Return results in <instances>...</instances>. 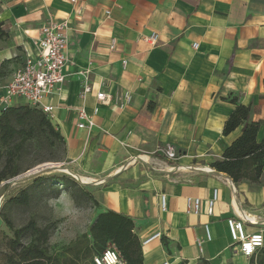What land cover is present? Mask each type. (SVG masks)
<instances>
[{
	"label": "crops",
	"instance_id": "1",
	"mask_svg": "<svg viewBox=\"0 0 264 264\" xmlns=\"http://www.w3.org/2000/svg\"><path fill=\"white\" fill-rule=\"evenodd\" d=\"M62 19L68 62L50 120L64 138L68 161L61 164L98 180L90 184L98 206L89 224L104 210L127 215L144 264H250L231 248L226 218L246 216L257 222L246 231L264 237V167L261 185H235L210 163L241 133L239 126L223 135L229 98L249 107L256 139L264 136V0H0L1 97L12 72L36 53L41 25ZM152 33L156 44L145 40ZM86 69L92 91L81 99L78 72ZM101 81L109 104H96ZM124 91L131 101L121 107L115 96ZM96 105L94 127L78 128L77 110L90 114ZM165 143L176 148V161L156 152ZM137 155L168 169L126 164ZM213 189L218 198L208 213ZM195 196L201 209L194 214L187 202ZM154 232L160 236L144 244Z\"/></svg>",
	"mask_w": 264,
	"mask_h": 264
},
{
	"label": "trees",
	"instance_id": "2",
	"mask_svg": "<svg viewBox=\"0 0 264 264\" xmlns=\"http://www.w3.org/2000/svg\"><path fill=\"white\" fill-rule=\"evenodd\" d=\"M228 101L234 105V108L224 122L223 135L233 132L239 126L241 133L226 145L221 157L211 161L210 166L229 176L235 185L241 182H247L253 186L261 185L264 167V136L260 141L256 139L259 122L250 120L247 105L234 98H229ZM26 142H39L38 150L42 148L41 144L50 150L59 146L65 150L63 136L41 109L26 103L8 105L1 109L0 146L5 148L7 157L0 170V181L11 180L20 175L18 169L13 166L17 160L16 153ZM51 160L58 159L52 157L47 159V161ZM38 161H45V159L41 157ZM29 169L31 168H27L23 173ZM67 177L62 175L61 179L70 181L77 186L78 193L85 196V200L92 207L98 206L97 199L89 191H84L78 182ZM42 179V177L36 179L33 183L40 185ZM54 179H57V176L49 177L47 180ZM76 195V192L70 194L77 204L78 196ZM30 200L31 197L26 187L17 195L11 196L0 207L1 220L12 231V238L9 242L11 251L6 256L8 264H95L93 256L99 255L109 244L115 248L125 264H144L141 240L136 232L134 233L132 220L127 215L113 210H104L92 219L88 225V233L82 236L84 243L74 247H65L59 253L51 252L48 247L51 230L49 225L41 226L35 220H29L27 224L14 228L9 218L3 214V209L6 206L11 204L27 206ZM182 264L187 263L182 262ZM195 264L211 263L205 258H200ZM250 264H264V246L257 250V253L251 258Z\"/></svg>",
	"mask_w": 264,
	"mask_h": 264
},
{
	"label": "built area",
	"instance_id": "3",
	"mask_svg": "<svg viewBox=\"0 0 264 264\" xmlns=\"http://www.w3.org/2000/svg\"><path fill=\"white\" fill-rule=\"evenodd\" d=\"M72 3L77 0H70ZM40 35L34 41L36 45V53L27 55L24 58L23 64L12 72L11 79L5 86V93L0 96V104L4 102L9 105L14 98H19L27 105L41 109L49 119L52 117L54 105L51 104V97L66 78L65 68L68 62L66 58V51L68 47V19L52 21L41 25ZM146 41L156 44L158 41V34L152 33L145 37ZM110 48H114V42L111 43ZM123 67L126 61L122 62ZM80 78L81 93L79 97L84 99L85 96L92 91L89 83V71L86 69L83 72H78ZM104 81L99 84V90L95 95L96 104H109L112 95L105 91L102 87ZM131 101V94L127 91L120 92L115 96V102L121 107ZM2 108H0L1 111ZM99 108L96 105L92 112L87 113L86 109L79 108L76 116L78 119L77 127L81 129L90 130L95 125L94 115L97 114ZM162 158L169 162H174L179 158V153L176 148L169 143H165L156 151ZM230 181V180H229ZM231 182V181H230ZM218 198L217 189L212 190V196L208 200V213H211V205ZM165 195L160 197V206L164 208ZM188 207L195 214L200 211L201 199L198 196L188 198ZM241 207V204H240ZM226 222L230 238H232V245L235 251L246 258H252L257 250L263 246L264 237L262 231L248 233L246 231V223L256 224V221L246 219L244 216L237 214L236 217H227ZM160 236V232H154L149 237L144 239V244L149 243L152 239ZM205 237L209 240L208 227L205 226ZM202 240L198 239L197 244H202ZM95 264H125L124 260L118 255L115 248L109 244L99 254L93 256ZM166 264V263H163Z\"/></svg>",
	"mask_w": 264,
	"mask_h": 264
},
{
	"label": "rangeland",
	"instance_id": "4",
	"mask_svg": "<svg viewBox=\"0 0 264 264\" xmlns=\"http://www.w3.org/2000/svg\"><path fill=\"white\" fill-rule=\"evenodd\" d=\"M39 144V142H26L21 150L16 153L15 158L17 160L13 167L18 169L19 174L23 173L27 168H32L44 162L67 163V150H63L62 146L50 150L47 146L41 144L42 148L38 150ZM6 157L5 148L0 146V170ZM41 157L45 161L39 162L38 160ZM51 157L58 160L47 161ZM61 167L64 168L66 166L61 165ZM166 168L165 165L158 167L160 170ZM62 175L74 179L84 191H89L94 196L95 188L92 185L83 184L63 171L43 173L31 181L11 184V186H8L11 180L0 181V207L11 196L17 195L27 187L31 197L27 206L11 204L3 209V214L9 218L14 228L27 224L29 220H35L41 226L43 224L49 225L51 230L48 238V247L53 253H59L65 247H74L84 243L82 236L88 233L89 221L94 213V208L85 200V196L78 193L77 186L70 181L62 180ZM54 176H57V179L47 180L49 177ZM41 177L43 181H41L40 185L39 183H33L34 180ZM72 192L77 193V204L74 202L73 197L70 196ZM11 238L12 231L6 227L0 218V264H8L6 256L11 251L9 244Z\"/></svg>",
	"mask_w": 264,
	"mask_h": 264
},
{
	"label": "bare ground",
	"instance_id": "5",
	"mask_svg": "<svg viewBox=\"0 0 264 264\" xmlns=\"http://www.w3.org/2000/svg\"><path fill=\"white\" fill-rule=\"evenodd\" d=\"M134 161H140L142 164H144L145 166H156V167H161L159 164L158 166L155 165V164H152L149 162L148 158H146V156L144 155H137L136 157L134 156L132 158L131 161L127 162L126 164H129L131 162ZM166 164V163H165ZM61 163H45L44 166L42 164V167L40 169H32V170H27L26 173H23L13 179H11L10 183L8 186H11V184H18V183H25L26 181L28 180H31L33 178H36L37 176H40L41 174L43 173H47V172H55V171H63L65 173H67L68 175H70L71 177L73 176L76 180L80 181L81 183L83 184H94V183H97L98 180H95L93 178H84L82 177L80 174H78L77 172H74V171H71L69 168L67 167H61ZM126 166V165H125ZM125 166L119 168V170H122ZM39 167V166H38ZM37 167V168H38ZM163 169V168H161ZM40 170V171H39ZM211 170V169H210ZM209 170V171H210ZM163 171V170H162ZM213 171V170H212ZM214 172V171H213ZM236 201V199H235ZM241 213H244L242 212L241 210ZM246 219L250 220L248 217L244 216ZM252 221V220H251Z\"/></svg>",
	"mask_w": 264,
	"mask_h": 264
},
{
	"label": "water",
	"instance_id": "6",
	"mask_svg": "<svg viewBox=\"0 0 264 264\" xmlns=\"http://www.w3.org/2000/svg\"><path fill=\"white\" fill-rule=\"evenodd\" d=\"M45 163H52V162H44V163H41L40 165H37V166H34V168H31V169H29V170H32V169H40L41 167H42V164H43V166H44V164ZM59 163V162H58ZM39 166V167H38ZM38 167V168H37ZM40 171V170H39ZM21 175V174H20ZM19 176V175H18ZM41 176V175H40ZM17 177V176H16ZM37 177H39V176H37ZM36 177V178H37ZM225 177H227L230 181H231V183L233 182L232 180H231V178L229 177V176H225ZM35 179V178H34ZM237 195V194H236ZM236 201H237V205L238 206H240V202H239V200H238V198L236 197Z\"/></svg>",
	"mask_w": 264,
	"mask_h": 264
}]
</instances>
